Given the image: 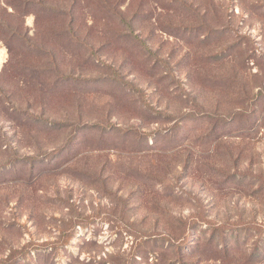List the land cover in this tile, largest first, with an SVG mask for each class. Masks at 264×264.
Returning <instances> with one entry per match:
<instances>
[{"label": "rangeland", "instance_id": "rangeland-1", "mask_svg": "<svg viewBox=\"0 0 264 264\" xmlns=\"http://www.w3.org/2000/svg\"><path fill=\"white\" fill-rule=\"evenodd\" d=\"M0 264H264V0H0Z\"/></svg>", "mask_w": 264, "mask_h": 264}]
</instances>
